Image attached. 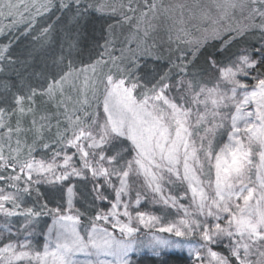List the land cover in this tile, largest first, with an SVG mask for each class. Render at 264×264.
Wrapping results in <instances>:
<instances>
[{
  "label": "snow or ice",
  "instance_id": "snow-or-ice-1",
  "mask_svg": "<svg viewBox=\"0 0 264 264\" xmlns=\"http://www.w3.org/2000/svg\"><path fill=\"white\" fill-rule=\"evenodd\" d=\"M0 264H264V0H0Z\"/></svg>",
  "mask_w": 264,
  "mask_h": 264
},
{
  "label": "rangeland",
  "instance_id": "rangeland-1",
  "mask_svg": "<svg viewBox=\"0 0 264 264\" xmlns=\"http://www.w3.org/2000/svg\"><path fill=\"white\" fill-rule=\"evenodd\" d=\"M157 2L158 3L162 2L165 4V2L163 0H157ZM210 2H211V0H186L183 3L188 4V5H196V4H208Z\"/></svg>",
  "mask_w": 264,
  "mask_h": 264
},
{
  "label": "trees",
  "instance_id": "trees-1",
  "mask_svg": "<svg viewBox=\"0 0 264 264\" xmlns=\"http://www.w3.org/2000/svg\"><path fill=\"white\" fill-rule=\"evenodd\" d=\"M165 4L183 3L186 0H163Z\"/></svg>",
  "mask_w": 264,
  "mask_h": 264
}]
</instances>
